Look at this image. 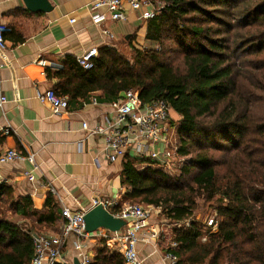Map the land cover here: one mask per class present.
<instances>
[{"label":"trees","instance_id":"obj_1","mask_svg":"<svg viewBox=\"0 0 264 264\" xmlns=\"http://www.w3.org/2000/svg\"><path fill=\"white\" fill-rule=\"evenodd\" d=\"M158 1L164 6L145 22V40L159 48H133L128 59L105 45L92 69L67 56L63 69L46 73L58 80L56 93L70 101L95 96L98 103H112L134 91L143 104L163 101L181 117L177 154L192 160L180 179L131 155L121 170L127 202L159 208L181 226L174 230L177 246L168 249L178 264H264V120L254 122L249 115L252 101L239 89L242 69L236 63L252 55L242 64L264 68V57L258 58L264 56V0ZM169 34L181 49V67L163 59ZM198 199L216 211V233L193 219ZM47 206V213L38 211L30 197L0 184V264H31L35 232L26 222L56 221L55 205ZM95 260L92 264H124L105 246Z\"/></svg>","mask_w":264,"mask_h":264},{"label":"crops","instance_id":"obj_2","mask_svg":"<svg viewBox=\"0 0 264 264\" xmlns=\"http://www.w3.org/2000/svg\"><path fill=\"white\" fill-rule=\"evenodd\" d=\"M94 1L49 0L51 11L31 12L22 0H0V22L8 27L6 48L0 51V91L7 98L0 109V155L15 150L24 156H34L33 163L28 160L0 163V184L12 186L17 196L30 197L38 211L47 213L48 201L55 205L56 221L38 224L32 220L37 229L28 221L33 232L48 236L61 233L64 207L87 212L94 200L116 202L115 209L127 203L124 199L127 189L121 182L124 158L107 162L105 136L89 132L96 126L106 128L112 116V103H98L95 96L88 102H74L58 94L67 99L68 107L55 113L49 103L39 99L46 91L55 90L58 83L56 78L48 77L46 70L53 76L63 69L67 56L76 60L92 47H117L122 38L129 39L139 30L145 41L146 23L135 12L129 11L125 21L108 18L96 26L90 9ZM84 122L89 130L83 129ZM153 218L140 235L139 256L144 264H172L167 254L175 243V231L171 230V224L162 226ZM80 242L85 248L76 250L74 246ZM104 246L122 256L120 242H106L93 234L80 239L69 235L57 264H74L76 258L80 262L83 255L92 264Z\"/></svg>","mask_w":264,"mask_h":264},{"label":"built area","instance_id":"obj_3","mask_svg":"<svg viewBox=\"0 0 264 264\" xmlns=\"http://www.w3.org/2000/svg\"><path fill=\"white\" fill-rule=\"evenodd\" d=\"M164 4L158 0H95L91 4L93 12L92 22L100 26L108 18L112 21L127 20L128 12L138 14L140 21L153 19L160 13ZM8 27L0 22V51L5 50V34ZM107 33L106 31H103ZM98 57V48L92 47L76 58L78 66L85 70L92 69L94 61ZM41 102L51 105L55 113L66 110L68 101L59 96L55 90H48L39 97ZM96 103V100H93ZM7 103L6 96L0 91V109ZM112 116L106 128L96 126L89 130L87 123H82L85 130L91 134L104 135L105 147L104 157L107 162L115 163L121 161L128 154L139 159H149L152 164L157 166H170L172 159L177 155L176 147L171 142L170 133V112L171 108L163 101H156L151 104H143L137 92L128 91L124 96L112 102ZM6 134L9 130L6 129ZM16 160H28L34 162V156H24L15 150H8L0 155V163H7ZM33 180L32 176H29ZM102 205L114 217L126 222L123 231L110 232L107 230H98L93 233H87L84 224V214L86 212H74L70 208L64 207L61 210L63 218V227L58 235L48 236L42 233H33L34 256L31 264H57L61 257V249L69 235L77 238H85L90 234L100 236L106 242L117 241L121 243L120 251L125 264H144L140 258L137 247L140 242L141 233L149 226V220L154 211L152 206L144 207L140 204L125 203L115 209L116 202L94 200L92 208ZM156 209V208H154ZM189 227V224H185ZM210 228V234L215 233L218 224L215 218L207 222ZM100 231V232H99ZM155 236V234H154ZM207 236H203L205 241ZM85 244L76 243V250L84 249ZM172 247L177 246L172 243ZM167 259L172 264H176L178 259L172 253L167 254ZM90 259L83 255L80 264H88Z\"/></svg>","mask_w":264,"mask_h":264},{"label":"rangeland","instance_id":"obj_4","mask_svg":"<svg viewBox=\"0 0 264 264\" xmlns=\"http://www.w3.org/2000/svg\"><path fill=\"white\" fill-rule=\"evenodd\" d=\"M170 37L171 36L169 34L165 36V39H164L165 41L163 43L162 50H164L163 52H165V54H164L163 59L170 60L175 66L181 67L182 60H183V56L180 52L181 49L180 50L178 49L177 43H175L174 40H172ZM116 45L119 51L123 53L128 59H131L133 57V48L136 50L137 49L144 50L145 48L147 49L159 48L158 45L151 44L150 42H147L146 40L144 41L142 32L140 30L138 33L137 31L134 32L132 37H130L129 39L122 38L121 41H119ZM252 57L254 56L245 55L236 60L238 67L242 69L241 74L238 75L239 76V79H238L239 89L246 98L248 97L252 101L251 108H250L251 111L249 115L253 118L254 122L262 123L264 120V68L263 67L254 68L248 65L247 63H245L244 65L242 64L245 60L248 61L252 59ZM263 57L264 56L261 55L258 58H263ZM170 118H171L170 121H172V123L170 122L171 129L169 133L172 139L171 142L174 144V147H176V149H179L181 140H180V135L177 129H178V122L181 119V117L177 113H175L173 110H171ZM215 153H216V157L220 156L218 151H216ZM191 158L192 156L190 155L186 157L185 156L178 157L176 155L175 158L172 159L170 166L165 167V166H157L154 164L153 166L155 169H160L165 174L169 175L170 177L174 179H180L181 169L185 165L190 164V161L192 160ZM183 182L187 183L188 179H183ZM128 202L134 203V204H140L144 207H148L138 201H133V202L128 201ZM197 203H198V208L195 210V214L193 217L195 221H200L201 223L207 224V222L210 219L217 218L216 211L212 207H210L209 203H205L204 201L200 199L197 200ZM151 208H153L154 210L152 212V217H154L153 219L159 222V225L165 226V225L171 224L164 215L157 213L158 211L157 208L156 209H154L155 207H151ZM29 222L32 225L33 229L36 228V225L32 222V220H30ZM26 223L29 226L28 222ZM186 223L189 224V222H186ZM171 225H172L171 230L173 232H174V229L176 231L177 229H179V227H181L180 225L177 227L174 226L173 224ZM202 242H205V241L202 240Z\"/></svg>","mask_w":264,"mask_h":264},{"label":"water","instance_id":"obj_5","mask_svg":"<svg viewBox=\"0 0 264 264\" xmlns=\"http://www.w3.org/2000/svg\"><path fill=\"white\" fill-rule=\"evenodd\" d=\"M28 10L31 12H49L52 5L49 0H22ZM85 230L87 233H93L98 230H107L110 232H119L126 226V222L122 219L114 217L102 205L88 210L83 217ZM74 264H80L78 259L74 260Z\"/></svg>","mask_w":264,"mask_h":264}]
</instances>
